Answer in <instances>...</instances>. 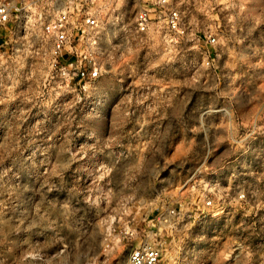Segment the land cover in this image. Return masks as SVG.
Segmentation results:
<instances>
[{
  "label": "rangeland",
  "instance_id": "rangeland-1",
  "mask_svg": "<svg viewBox=\"0 0 264 264\" xmlns=\"http://www.w3.org/2000/svg\"><path fill=\"white\" fill-rule=\"evenodd\" d=\"M125 1L86 92L0 49V264H264V0H173L177 36Z\"/></svg>",
  "mask_w": 264,
  "mask_h": 264
},
{
  "label": "built area",
  "instance_id": "built-area-1",
  "mask_svg": "<svg viewBox=\"0 0 264 264\" xmlns=\"http://www.w3.org/2000/svg\"><path fill=\"white\" fill-rule=\"evenodd\" d=\"M149 1L136 12L135 31L145 33L151 21L158 19L167 33L181 34L182 15L173 6V0ZM113 3L117 4V0H0V49H6L8 43L12 51L8 57L13 55L19 59L25 44L31 48L35 42L46 46L49 67L54 73L52 78L66 85L75 82L86 92L105 72L95 52L103 27L100 13L109 12ZM209 41L214 43L215 39ZM7 53L5 50L4 54ZM205 193L204 188L198 196V205L204 209L214 208L213 199ZM243 198L244 195H239L236 200ZM176 216L175 209L167 212L170 219ZM161 260L160 250L148 244L130 249L128 256L129 264H162Z\"/></svg>",
  "mask_w": 264,
  "mask_h": 264
},
{
  "label": "bare ground",
  "instance_id": "bare-ground-1",
  "mask_svg": "<svg viewBox=\"0 0 264 264\" xmlns=\"http://www.w3.org/2000/svg\"><path fill=\"white\" fill-rule=\"evenodd\" d=\"M119 1H121L122 3H126L127 1H125L124 2V0H119ZM117 3H118V0H117ZM117 5V4H116ZM123 6H122V4H121V8H122Z\"/></svg>",
  "mask_w": 264,
  "mask_h": 264
}]
</instances>
